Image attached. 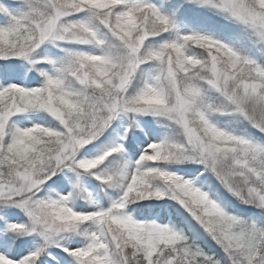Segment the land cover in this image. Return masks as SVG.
Instances as JSON below:
<instances>
[{
	"label": "snow or ice",
	"instance_id": "snow-or-ice-1",
	"mask_svg": "<svg viewBox=\"0 0 264 264\" xmlns=\"http://www.w3.org/2000/svg\"><path fill=\"white\" fill-rule=\"evenodd\" d=\"M0 264H264V0H0Z\"/></svg>",
	"mask_w": 264,
	"mask_h": 264
}]
</instances>
